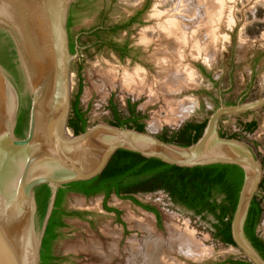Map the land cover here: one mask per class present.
<instances>
[{
    "label": "water",
    "instance_id": "obj_1",
    "mask_svg": "<svg viewBox=\"0 0 264 264\" xmlns=\"http://www.w3.org/2000/svg\"><path fill=\"white\" fill-rule=\"evenodd\" d=\"M74 1L0 0L1 42L9 41L21 80L19 86L0 64V264H41L60 189L100 176L119 150L181 168H241L244 182L231 221L232 238L244 259L264 264L245 233L252 203L261 192L263 165L247 144L221 135L225 117L264 108V96L236 104L221 98L201 138L190 146L107 123L75 135L69 120L78 53L71 52L68 30ZM20 97L30 104L24 138L16 135ZM42 185L50 196L40 222L35 189Z\"/></svg>",
    "mask_w": 264,
    "mask_h": 264
},
{
    "label": "rangeland",
    "instance_id": "obj_2",
    "mask_svg": "<svg viewBox=\"0 0 264 264\" xmlns=\"http://www.w3.org/2000/svg\"><path fill=\"white\" fill-rule=\"evenodd\" d=\"M110 1L112 0H93L87 4L82 13L80 25L91 26L97 19L99 8L101 9L104 5L108 7ZM144 1L114 0V7L110 15L113 19H118L131 13ZM221 2L224 3L223 10L219 0H151L150 9L144 16L145 21L140 27H137L134 36L139 39L143 32L147 36L156 37L153 29L148 32L149 28L156 27L158 29V26L160 29L166 28L171 20L176 22L175 30L178 38L182 39V35L191 29L195 30L197 35L195 39H191L188 34L189 45L186 42L185 45L179 43L169 46L168 50L175 54L174 60L178 63L176 72L171 74L169 70L161 69L160 71L157 61V75L154 74L153 67L150 68L151 74L149 73L147 76L136 66H130L120 79L121 85H116V87H113L117 82L116 79L112 83L106 82L104 79L105 72L108 70L117 73L116 68L107 66L110 61L108 56L105 57L103 54L89 59L86 66L83 101L86 106L90 105L91 107L88 114L90 126L112 122L111 113L107 110L110 95H113L114 101L123 113L126 112L124 103L127 98L139 100V108L146 112V131L154 135H163L168 131V136L178 131L186 122L206 120L219 106L221 98L227 104L239 101L250 102L263 97L264 0H222ZM159 36H162L160 42L164 49L167 45L163 34L158 31ZM178 38H172V40L177 41ZM195 45H197L196 50ZM198 64L203 65L212 77L209 79L204 77L197 69ZM138 71L140 72L138 73ZM126 73L131 76L142 74L143 87L141 86L137 90L127 89L122 80ZM169 74L180 82H186L187 79L191 82L189 81L188 87L179 92L171 94L159 92L160 85L164 83ZM116 78L118 79V73ZM76 86L77 77L73 70L72 98ZM177 112L183 115L176 118L174 113ZM126 113L124 116L128 115ZM252 120L258 122L257 128L253 133H248L244 129V123ZM221 130L225 135L235 136L236 139L247 144L257 154L264 170V108L244 115L225 117ZM262 195L260 197H262L264 205V193ZM140 198L144 203L152 204L159 209L160 225L153 214L136 208L131 202H121L116 198L109 201L110 206L122 210L124 222L122 225L115 220L112 214L102 211L100 196L89 200L72 196L70 205L73 208L90 210L94 215L92 225L89 222L78 220L68 222L65 238L60 245L61 251L69 257L66 264L127 263L128 253L125 249L128 243L131 240L142 243V239L146 235L143 230L134 227L133 221H129L128 218L131 215L140 220L149 218L155 233L154 236L163 240L164 244H168L172 235H175L173 232L175 228L178 229V232L191 235L199 250L203 251L201 258H188L184 254H176L169 250L168 245H163V251L168 252L180 264H224L230 258L243 259L239 248L227 246L215 238L213 225L216 220L213 215L197 216L191 211L173 204L162 192ZM259 231L264 238V219ZM115 241L118 242V256L113 255L110 261L103 262L100 258L98 260V257L96 258L93 253H89V250H92L91 246L96 243L102 244L108 251L112 243H116ZM165 249L167 250L165 251Z\"/></svg>",
    "mask_w": 264,
    "mask_h": 264
},
{
    "label": "flooded vegetation",
    "instance_id": "obj_3",
    "mask_svg": "<svg viewBox=\"0 0 264 264\" xmlns=\"http://www.w3.org/2000/svg\"><path fill=\"white\" fill-rule=\"evenodd\" d=\"M92 1L93 0H75L71 8L68 21L70 49L73 54L78 53V58L73 63V70L77 77V86L72 98V103L76 106L79 113L84 115V119L87 120L86 122L88 125H90L88 114L90 113L91 107L90 105L86 106L83 101V94L86 86V66L88 64V60L94 58L95 56H101L104 54L106 57L107 55L110 60L108 61L107 66H112L117 69L118 79L116 84L113 86L116 87V85L120 84V79L123 73L129 69L130 66H136L138 69H141L145 74H147V76L150 73V68L153 67L155 71L154 74L157 75V59L155 52L157 51L159 41L156 27L149 28L148 30V32H151L153 29L156 37L147 36L145 33L143 34V32L141 33V37L139 39L133 35L135 30L138 29L137 27H140V25H142L145 21L144 16L147 15L150 9L151 0H145L131 13H127L118 19H113L110 15L114 7V0H112L110 1V5L108 7L104 5L101 9L99 8L97 12V19L91 26H81L80 20L84 8ZM76 26L78 27L75 29ZM152 48L154 49L152 50ZM9 52L10 54L7 55V57H9V63L7 62V64L11 68L7 64H1V62L0 64L11 74L15 83L20 86L21 80L18 65L11 49H9ZM197 69L204 77L208 79L212 77L203 65L198 64ZM22 99L23 98L20 97L18 122L22 112L26 111L27 120L24 122V126L27 131L30 104L28 101H25V99ZM139 104V100L127 98L124 103L127 113H124L128 115L124 116L123 111L114 101L113 95H110L108 98L107 110L111 113L112 122H114L116 115L129 118L133 114L138 122L141 125H144L146 131V112L139 108ZM252 122H256L258 124L256 120H252L244 124ZM155 136L159 138L161 135ZM225 136L231 137L230 135ZM255 155L258 159L256 153ZM145 167L146 165L144 163H131L128 166L120 165L119 167H114L113 173L108 177V179L87 187L86 191L88 192L98 191V193L92 197H88L86 193L81 192V190L77 188H73L71 186L72 184L66 186L64 189H60L55 204V210L53 211L44 239L43 260L41 264H66L68 262L69 257L61 251L60 245L65 238V231L68 228V222L70 220L89 222L90 225H92L94 215L93 212L90 210H79L73 208L70 205V198L72 196H78L86 200L100 196L102 211L112 214L115 220L119 221L122 225H124L122 220V210L118 207L109 205V201L113 198H116L121 202H131L136 208L153 214L159 225L161 224V214L159 209L152 204L144 203L140 197L162 192L173 204L185 208L182 205L174 203L171 193L164 189V187H161L162 189H157L161 186V184L155 180L152 173H149V175L139 173V170L145 169ZM40 188L41 186L35 189V194L37 201V217L38 221L41 222L43 217L38 200L39 197L44 200V198H46V194L43 192L41 193ZM61 190H63L62 193ZM260 190L261 192L257 196L261 204L256 206V210L253 213L252 226L256 235L264 241V238L260 235L259 231L262 220L264 219V205L262 197H260L263 196L264 185ZM146 207H150L154 209V211H150L149 209H146ZM191 212L194 213L193 211ZM90 252L93 253L89 250V253ZM230 259L237 260L234 258Z\"/></svg>",
    "mask_w": 264,
    "mask_h": 264
},
{
    "label": "trees",
    "instance_id": "obj_4",
    "mask_svg": "<svg viewBox=\"0 0 264 264\" xmlns=\"http://www.w3.org/2000/svg\"><path fill=\"white\" fill-rule=\"evenodd\" d=\"M1 36H4V34H0V62L1 64H7V62L9 63V57H7V55L10 54V43L9 41L8 43L1 42ZM26 114V111L22 112L16 128V135L20 138H24L25 136L26 129L24 122L27 120ZM86 121L84 115H81L78 109H76V106L72 103L69 120V128L72 132L75 135H78L90 128L91 126L88 125ZM109 124L145 132L144 125H141L133 114L129 118L116 115L114 122ZM206 124L207 120H204L203 122H187L172 135L168 136V131H166L165 134L161 135L159 138L168 143L190 146L201 138ZM256 128V122L244 124V129L248 133H253ZM221 135L222 137H226L224 133H221ZM229 138L236 139L235 136ZM131 163H144L146 167L145 169H140L139 173L144 175L152 173L155 180L161 184L157 189L164 187V189L169 191L174 203L184 206L189 211H193L197 216L213 215L216 220L213 225L215 229V238L227 246L236 247L232 238L231 221L244 182V172L241 168L231 165L181 168L165 164L157 159L144 158L137 153L119 150L113 156L107 168L100 176L87 182L73 183L71 186L86 193L88 197H92L96 195L98 191L88 192L86 191L88 186L90 187L98 182L108 179V177L112 175L114 167H119L120 165L128 166ZM263 185L264 179L262 180L260 189H262ZM40 189L41 193L43 192L46 194L44 200L41 199V197H39L38 200L42 217H44L46 213V205L48 204L47 200L50 196V189L47 185H42ZM62 192L63 190H61V193ZM260 204L261 202L258 200V196H256L249 212L245 226V233L253 246L264 258V241L256 235L252 226L253 213L256 210V206ZM146 209L154 211V209L150 207H146ZM224 264L252 263L243 258L237 260L228 259Z\"/></svg>",
    "mask_w": 264,
    "mask_h": 264
},
{
    "label": "bare ground",
    "instance_id": "obj_5",
    "mask_svg": "<svg viewBox=\"0 0 264 264\" xmlns=\"http://www.w3.org/2000/svg\"><path fill=\"white\" fill-rule=\"evenodd\" d=\"M221 1L222 0H219V2L221 4L220 7L223 10L224 3ZM158 16H160V14H158ZM197 20H198V18H197ZM170 22H168V26L166 28L160 29V27L158 26L157 30L159 31L160 34H163V38H164L165 44L167 46L164 47V49L161 47L160 41L162 39V36H159L158 48H157V51L155 53H156V59L158 61V66H159L160 71H161V69L162 70H169V73L172 74L173 72L177 71V64L178 63L174 60L175 54L171 53L168 50L169 46L170 45L174 46V45H177L179 43L185 45L186 42L188 44V42H190V39H188V36L190 35L189 37H191V39L192 38L195 39L197 32L195 30L191 29L186 34H183L182 39H180V38H178V34H176V30H175L176 29L175 28L176 22H174L172 20ZM191 22H192V20H191ZM172 38H178V39H177V41H174V40H172ZM196 46L197 45L194 46L195 50L197 49ZM183 47H185V46H183ZM139 72L140 71H138V73ZM192 74H190V77H192ZM136 75H138V74L136 73ZM116 77H117V73H115L113 70L106 71L105 75H104L105 81L110 82V83L114 82V79L117 80ZM122 80L126 84L127 89H129V90H133V89L137 90V89L141 88V86L144 82V78H143L142 74L140 76H131L129 73H126V75L124 76V78ZM159 81H160V79H159ZM159 81H157V82H159ZM185 81L186 82H180L179 80L174 78V76H170V74H169L167 76V78L165 79L164 83L162 85H160L159 89H161V90L159 92L163 91L166 94H171L172 92L182 91L188 87L187 83H189L190 80L187 79ZM174 115L176 118L177 117L179 118L183 114L182 113L180 114L179 112H177V113H174ZM128 219H129V221L131 220L134 222V224H135L134 227H137L140 230H143L146 233V235L144 236L145 238L142 239L143 240L142 243H139V242L133 241V240H131L128 243V245L125 249V251L128 253V260H127V263H124V264H180L179 261L177 259L173 258V256L171 257L168 254V252L166 253L163 251V248L165 245H168V247L170 248L169 250L174 251V253L176 252V254L177 253H180L182 255L184 254L188 258L189 257H193V258L194 257L195 258L196 257H200V258L203 257V254H201L203 251L199 250L198 246L194 242V239L191 235L186 234V233H182V232H178L177 231L178 229L175 228L173 231V232H175V235H172L168 244H164L163 240L154 236L155 233H154L153 226H152V223H151L149 218H144V219L140 220V219H137L136 217L131 215V217ZM117 243L118 242L112 243V246L108 249V251H106L105 247L102 244L96 243V244H94V246H91V248H92L91 251L93 252V254L96 258L98 257V260L101 259L103 262L104 261H110L113 258V255L118 256V251H117L118 250V248H117L118 244ZM166 250L167 249H165V251Z\"/></svg>",
    "mask_w": 264,
    "mask_h": 264
}]
</instances>
